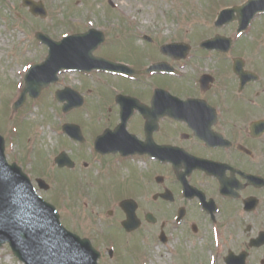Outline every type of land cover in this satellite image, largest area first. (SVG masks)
<instances>
[{"label":"flooded vegetation","instance_id":"obj_1","mask_svg":"<svg viewBox=\"0 0 264 264\" xmlns=\"http://www.w3.org/2000/svg\"><path fill=\"white\" fill-rule=\"evenodd\" d=\"M216 1L188 4L183 28L169 38L134 35L146 44L143 54L114 55L110 37L119 31L108 36L103 27L95 54L117 57L136 73H82L98 86L79 88L60 75L53 94L87 87L80 92L87 123L85 130L79 124L80 108L67 113L80 139L59 125L66 144L56 154L67 157L54 168L84 177V204L97 213L109 209L123 231L119 218L132 213L137 227L127 234L149 224L167 259L181 252L183 264H264V11L245 21L236 7L247 0ZM223 9L230 11L218 19ZM149 65L151 72H141ZM105 131L113 145L99 151L95 140ZM93 227L81 236L98 249L99 262L112 260L123 242H111L110 254Z\"/></svg>","mask_w":264,"mask_h":264},{"label":"rangeland","instance_id":"obj_2","mask_svg":"<svg viewBox=\"0 0 264 264\" xmlns=\"http://www.w3.org/2000/svg\"><path fill=\"white\" fill-rule=\"evenodd\" d=\"M34 1H43L46 10L44 18L33 16L29 8L22 5V0H0V135L5 139L7 161L19 164L33 182L37 176L47 181L50 190L41 191L40 195L56 205L62 224L84 235L92 231V220H95L93 228L102 235L98 238L105 246L110 248L111 242H123V247L119 248L118 253L114 252L112 260L107 258L99 264H183L185 257L181 252L167 259L164 248L157 245V233L154 234L153 228L145 221H142L138 233L126 235L116 225L117 216L106 214L109 209L97 213L95 208L84 204L89 201L84 177L54 168L53 159L57 149L66 144L60 136L59 125L70 120V116L63 115L62 104L55 100L53 90L56 86L43 90L37 99L27 98L16 112L12 111L11 106L18 98L28 66L41 61L46 54V47L34 37L36 31L46 32L58 39L70 32L86 31L89 28L103 31V27H106L108 36L119 31V34L110 37L109 43L116 48L114 55L127 51L143 54L147 52L146 44L142 43L141 37L134 35L151 33L158 38L175 35L177 30L183 28L182 19L188 13V4L190 10L194 6L201 7L203 0H111L114 7L107 0ZM230 1L238 0L216 2ZM254 56L256 59V53ZM106 57L115 62L120 60L109 55ZM107 76L105 78L112 81L113 78ZM86 78L83 74L61 75L64 84L78 88L89 82H84ZM92 80L89 84L94 86L96 78ZM77 91L87 92V87ZM77 113L79 124L85 130L87 112L85 108H80ZM54 179L59 186V204L54 202L57 187ZM112 189L113 185H110L109 190ZM67 200H70L71 210L65 206ZM145 215L143 212L140 218L144 219ZM123 220L124 216H120L119 224ZM131 242L133 246L129 245ZM0 264L23 263L5 243L0 246Z\"/></svg>","mask_w":264,"mask_h":264},{"label":"water","instance_id":"obj_3","mask_svg":"<svg viewBox=\"0 0 264 264\" xmlns=\"http://www.w3.org/2000/svg\"><path fill=\"white\" fill-rule=\"evenodd\" d=\"M23 5L29 6L35 15H45L41 1L23 0ZM240 10H245L250 17L256 10H264V0H248ZM36 37L47 45L48 53L42 62L28 69L24 88L13 104V110L24 103L27 94L37 97L43 88L56 82L57 74L61 71L101 69L134 73L128 67L93 55V51L103 41V35L98 30L90 29L84 33L68 35L58 41L41 32H37ZM55 96L61 102L67 101L63 105L64 111L82 102L81 97L69 89L57 91ZM63 130L71 135L77 132L70 124L63 125ZM108 138H112L108 132L99 136L95 142L96 147L109 145L104 144ZM110 145H113L111 140ZM65 160L62 154V157L57 156L55 162L62 163ZM131 214L123 222L127 231L137 225ZM4 242L9 243L14 255L25 264H97L98 253L89 241L67 231L60 224L55 208L35 194L21 169L16 164H7L4 140L0 136V245Z\"/></svg>","mask_w":264,"mask_h":264}]
</instances>
